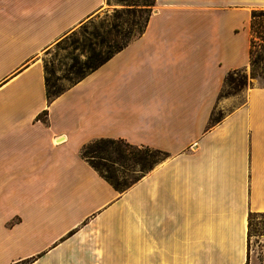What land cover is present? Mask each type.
<instances>
[{
	"label": "crops",
	"instance_id": "0c3cea01",
	"mask_svg": "<svg viewBox=\"0 0 264 264\" xmlns=\"http://www.w3.org/2000/svg\"><path fill=\"white\" fill-rule=\"evenodd\" d=\"M104 2L0 0V264H246L264 85L233 107L221 93L251 65L264 0H155L141 35L50 101L40 52ZM98 138L167 154L121 191L82 155Z\"/></svg>",
	"mask_w": 264,
	"mask_h": 264
},
{
	"label": "rangeland",
	"instance_id": "374dc122",
	"mask_svg": "<svg viewBox=\"0 0 264 264\" xmlns=\"http://www.w3.org/2000/svg\"><path fill=\"white\" fill-rule=\"evenodd\" d=\"M133 2L137 3L135 5L136 14H125L122 19L129 20L130 22L134 18L143 19L147 14L146 0H105L102 7L84 18L40 52L39 55L44 63V68L46 64L56 67L54 78L58 85L66 87L71 84V79H75V73L64 71L66 65L68 66L72 61V57L79 56L81 59L85 58L81 46L77 47V44L82 42L90 31L96 27H100L103 22L107 23L108 20L111 22L112 14L116 9L124 8L128 6V3ZM258 10L264 11V8ZM123 26L129 27L131 24L126 23ZM253 33L255 36L253 64L243 71L234 72L233 75V77H239L243 73H246V82L237 85L229 77L222 89L221 101L225 100V98H232V102L230 103L232 107L245 101L246 91L252 83L264 85V41H262V37L264 36V15H258L254 20ZM228 109L230 107L222 108L220 105L215 110L214 116L217 117L220 113L225 115ZM87 151L90 155L101 152L104 156H107L109 159L105 161L107 163V167L104 166V170H107L105 172L112 176L114 182H119L122 187L127 188L143 175L145 166L140 161L141 158L145 157L155 160L164 156L162 152L148 146L130 145L121 140L111 139L90 141ZM95 160L99 161L98 158ZM263 226L264 213H259L253 219V231L250 236L249 264H264Z\"/></svg>",
	"mask_w": 264,
	"mask_h": 264
},
{
	"label": "trees",
	"instance_id": "16d2710c",
	"mask_svg": "<svg viewBox=\"0 0 264 264\" xmlns=\"http://www.w3.org/2000/svg\"><path fill=\"white\" fill-rule=\"evenodd\" d=\"M136 2L128 3L126 7L121 9H116L114 13L112 14V21L110 22H103L100 27H96L94 30L90 31L88 36L85 37L82 42H79L78 40V46H81V50L84 53L83 59H81L79 56H73L72 61L66 65L64 71L67 73H75L76 77L75 79H71V84L62 87L61 85H58L56 82V79L54 78L56 74V67L49 66L48 64L45 65V81H46V88H47V95L48 99L51 101L56 96H58L60 93H62L65 89H67L69 86L86 76L89 72L97 68L99 65L104 63L106 60H108L115 52L122 49L124 46H126L131 40L141 35L148 24L150 15L153 10V6L155 4V0H146L145 5L147 14L146 16L142 18H134L131 22L129 20H123L122 17L130 14H136ZM258 15H264L263 10L255 9L253 11L252 15V32L254 29V20ZM105 23V24H104ZM131 24V26H123V24ZM262 41H264V36L262 37ZM255 43V36L253 33V47L251 51V64H253V52H254V44ZM245 69H233L230 71L226 77V81L229 77L232 78V81L235 82V84H240L246 82L247 74L243 73L242 76L239 77H233L234 72L236 71H243ZM215 113V112H214ZM224 114L220 113L217 117L212 115V122H217L223 118ZM119 140L114 138H98L95 140ZM124 141V140H121ZM125 142V141H124ZM90 142L86 143L82 147V155L92 164L94 168H96L108 181H110L114 187L118 190H125L127 187H122L119 182H114L112 179V176L106 173L104 170V166L107 167V161L109 158L107 156H104L101 152H97L94 155H90L87 151V147ZM128 143V142H126ZM130 144V143H128ZM133 145V144H130ZM149 147V146H148ZM156 151L162 152L164 154L163 157H159L155 160H150V158H141V162L144 164L145 168L143 169V175L147 173L150 167H152L156 162L160 161L166 156V152L163 150L155 149ZM98 158L99 161H96L95 159ZM101 160V161H100ZM104 162H103V161ZM142 175V176H143ZM140 179V178H139ZM138 180V179H137ZM136 180V181H137ZM263 214L264 212H256L251 211L249 213V222H248V256L246 264H249V258H250V236L253 231V219L257 214ZM262 230L264 231V226L262 227Z\"/></svg>",
	"mask_w": 264,
	"mask_h": 264
}]
</instances>
